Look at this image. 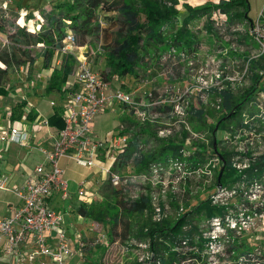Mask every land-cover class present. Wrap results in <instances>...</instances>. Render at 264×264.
Segmentation results:
<instances>
[{
    "label": "rangeland",
    "instance_id": "374dc122",
    "mask_svg": "<svg viewBox=\"0 0 264 264\" xmlns=\"http://www.w3.org/2000/svg\"><path fill=\"white\" fill-rule=\"evenodd\" d=\"M64 1L66 0H13L7 9H0V22L4 27V31L0 30V47L14 44L12 35L17 30V26H24L27 32L39 31L41 25L46 23L42 11H49L55 7L54 5ZM171 1L168 0L169 4ZM176 1L182 14L165 28L167 32L175 30L181 25L186 4L197 6L206 1L218 3L221 0ZM249 1L251 22L238 21L241 23L225 24L224 21H226L227 16L218 12L219 10L214 12L213 17L216 19L212 22V27L218 33L219 38L211 43L206 33L207 19L205 16L198 17L190 24V29L200 39L193 53L183 52V50L176 51L172 46L162 48L156 55H147L140 64H137L133 74L127 73L120 76L116 68L110 64L106 54L108 47L113 45L114 40H121L122 38L121 15L116 12H113V15H118V19L111 24L101 18L102 26L108 27L107 32L101 33L99 36L88 37V46H80L74 50L75 70L83 56L96 71L112 79L115 86L132 91L139 89L134 92L137 100L148 102L150 100L149 93L152 92L155 97L161 95V99H166L168 107L173 108L174 105L179 104L180 109L185 111V114L172 113V117L170 116L171 111H166L155 122L140 124L138 119H133L132 115H128L125 108L120 106L107 110L93 123L99 137L107 140L111 139L113 133L119 132L122 127H125L132 133L133 137L140 138L145 142L144 154L164 148V153L161 154L162 159L174 155L179 149L178 147L186 143L188 145L194 143L196 147L199 145L203 151L205 150V155L200 159L196 153L191 151L195 150V146L192 149L188 148L191 151L190 157L187 159L188 164L195 169L199 164L202 172L192 176L190 181L179 187L181 190L185 188V193L168 192L165 203L168 206L166 210L167 220L179 216L178 209L182 204L191 209V205L197 203L196 200L210 197L218 189L216 179L221 164L220 166L216 165L217 156L213 150L212 141L214 143L216 141V146L220 150L230 153L228 155L231 166L234 167V156L240 144L234 142L235 132L229 139L226 136L233 129V125L236 126L243 120L244 113L250 114L260 111L257 105L261 100H264V89L259 88V84L264 88V60H259L260 55L264 54V0ZM103 11L112 13L109 7H104ZM221 19H224L222 24L219 22ZM42 46L39 44L32 48V54L36 56L34 63L15 67L14 72L9 76L6 87L11 91L7 95H0L1 124L10 119L2 114L3 110H10L15 102L24 100V98L30 103L39 105L44 116L56 109L58 110L57 106L51 105V101L55 100L60 103L62 90H53L49 94L43 95L40 93L42 86L39 84H43L50 70L59 65L58 62L61 60L63 51L61 49L56 51L51 68L48 70L44 67V56L40 53ZM251 59L257 60V63L253 65ZM1 64L3 65L0 61V66ZM257 75L260 76L259 82L255 90L249 94V99L244 104L241 114L224 122L220 129L217 126L215 128L216 135L213 138L211 124L217 123L219 116L225 111L219 104V87L232 91L237 100H241L244 92L251 89V85L256 84ZM74 76L72 74L69 79L72 80ZM200 108L203 109L202 117H198L194 112ZM16 121L18 124L20 123L19 119ZM160 128H172L173 132L168 136H160L158 134ZM144 129L149 132H145ZM169 140H173V143L177 145L176 148L167 146ZM237 141L239 142V140ZM240 143L245 144V139L241 137ZM22 147L23 145H19L20 151L26 155L27 151L23 150ZM31 158L34 159L36 165V155H32ZM61 165L65 168L68 180L74 181L75 184L86 177H91L93 180V184L88 183L87 196H78L77 187H75L72 192L74 202H77V199L81 203L85 200L91 202L95 199H101L100 188L105 182L98 174L97 167L90 168L79 165L68 158H63ZM206 168L211 172L203 173ZM145 169V164L142 168H136L134 164H130L121 172L141 174ZM138 182L145 185L150 184L148 181L143 182L139 177ZM4 194L5 191L0 189V197ZM126 194L128 195V193ZM78 205L79 203H76L75 206ZM69 214L66 219L70 231L73 232L77 230L75 224L76 211L71 210ZM139 219V217L133 218L132 226H135ZM85 222L87 223L82 224V226L79 225L80 228L77 231L81 232V236L74 243V252L66 264H92V261H95L96 264H154L155 257L153 251L149 249V241H140L134 237V234L129 235L130 232L135 233L136 230L130 229L124 236V225L122 224L113 230L111 224L108 223L86 219ZM202 226H200L201 229L207 227ZM237 239L244 245L251 246L253 250L258 248L264 251V219H257ZM103 249H105L104 253H102ZM0 264H5V262L0 260Z\"/></svg>",
    "mask_w": 264,
    "mask_h": 264
},
{
    "label": "built area",
    "instance_id": "2783aa9c",
    "mask_svg": "<svg viewBox=\"0 0 264 264\" xmlns=\"http://www.w3.org/2000/svg\"><path fill=\"white\" fill-rule=\"evenodd\" d=\"M12 2L0 0V9H7ZM63 42V52L75 55V48L80 47L75 34L71 32ZM74 75L65 84L60 103L51 101L52 106L61 108L65 126L52 134L51 147H39L43 160L35 165L33 173L22 183L12 186L10 174L0 171V189L13 191L19 199V204L12 207L9 215H0V247L10 255H19L23 244L32 237L34 251L27 256L29 264H66L74 252L66 231L60 229L64 216L49 202L54 193L60 194L63 199L72 197L65 168L61 165L63 158L90 168L97 167L103 182L109 181L114 187L124 189L128 198L137 199L141 194L151 197L153 220L157 222L167 216L168 206L165 203L168 192L185 193V188L181 190L179 187L202 172L199 164L195 169L187 162L191 151L195 153V150L188 149L196 146L194 143L178 147L174 155L149 161L141 174L116 170L119 155L126 151L132 140H137L140 152H143L145 142L133 137L125 127L113 133L110 140L99 137L93 126L97 117L111 108L123 106L128 115L138 119L140 124H145L155 122L166 111H171V117L172 113L185 114V111L180 109L179 104L168 107L166 99H161V95L155 97L152 92L149 93L148 102L137 100L134 92L139 89L132 91L115 86L112 79L90 66L86 58L79 61ZM257 106L259 112L244 113L240 124L233 125L226 136L229 139L235 132L234 142L240 144L233 163L239 178L228 186L218 185V189L210 196L213 203L226 207L222 216L214 217L209 223L212 230L207 235L210 241L206 252L210 254L209 261L212 264H262L259 256L264 251L261 249H254V253L247 256L237 253L233 248L234 243L240 241L237 239L239 235L247 231L257 219H264V170L256 164L259 155L264 153V107L261 103ZM34 122V127H50L48 117H37ZM28 125L27 122L23 128L10 126L0 134V140L27 145L33 128L30 130ZM172 132V128L158 129L160 136H168ZM241 137L245 139L243 145L240 143ZM216 156V165L220 166L221 159L219 155ZM209 172L206 168L203 173ZM138 177L150 184L138 182ZM88 183L87 178L78 182V196H87ZM133 186L135 190L132 191ZM179 209V215L185 212L183 204ZM55 229L56 235L51 239L48 232ZM229 247H232L231 254L227 252ZM232 255L235 257L232 258Z\"/></svg>",
    "mask_w": 264,
    "mask_h": 264
},
{
    "label": "trees",
    "instance_id": "16d2710c",
    "mask_svg": "<svg viewBox=\"0 0 264 264\" xmlns=\"http://www.w3.org/2000/svg\"><path fill=\"white\" fill-rule=\"evenodd\" d=\"M177 5L176 0L171 1L170 4L168 0H66L54 5L55 7L49 11H42L46 23L41 25L39 31L27 32L24 26H17V30L12 35L15 45L0 47V61L3 63L0 66V95H7L11 91L6 87V83L15 67L34 63L36 56L32 54V48L39 44L43 45L40 53L44 56V67L51 68L56 51L63 48V41L68 33L75 34L78 46H86L88 37L99 36L107 32L108 27L102 26L101 18L108 24L118 19V15H113V12L121 15L122 38L114 40L106 54L110 64L116 68L120 76L135 73L134 69L137 64H140L147 55H156L158 51L168 46H172L176 51L183 50V52L193 53L200 39L190 29V24L198 17H206V33L211 43L219 38L218 33L212 27V22L216 19L213 17L214 12L219 10L218 12L227 16L225 24L252 21L249 15L251 10L249 0H221L218 3L206 1L197 6L186 4L181 25L167 32L165 28L182 14ZM104 7H109L112 13H105ZM223 20L219 22L222 24ZM0 30L4 31L1 22ZM259 60H264V54L260 55ZM251 62L254 65L257 60L251 59ZM75 63L76 58L73 53H62L60 64L52 69L47 80L46 94L53 90L64 92L63 86L74 74ZM259 77V75L256 76V84L251 85V89L244 92L241 100H237L233 92L228 89L219 91L220 105L225 111L219 116L217 123L211 124L213 138L216 135V126L220 129L224 122L241 114L244 104L249 99V94L255 90L259 82ZM259 88L264 89L261 84ZM260 103L264 107V100ZM28 105L27 100H21L12 105L10 122L21 120L23 117H26L28 122L34 121L38 117V112ZM194 112L198 117L203 115L201 108ZM49 123L57 129L65 126L64 119L58 113L49 117ZM144 131L149 132L146 129ZM160 140L163 141L162 138ZM212 144L214 152L221 159V168L224 167L220 180L221 168L218 169L217 185L228 186L239 178L237 170L231 166L228 155L230 153L220 150L218 146L216 150L213 141ZM167 146L176 148L177 145L173 143V140H169ZM162 153H164V148L144 154L140 152L138 142L134 139L126 151L119 155L115 169L122 170L132 163L136 168H142L144 164L146 167L149 161L160 159ZM195 153L201 159L205 155V150L203 151L198 145ZM256 164L261 167L262 171L264 170V153L259 155ZM100 195L101 199H95L89 205H80L77 208L78 214L88 220L111 224L113 230L122 224L124 225V236L130 229L136 230L135 233L130 232L129 235L134 234V237L140 241H149V249L153 251L155 257L154 264H212L209 261L210 254L206 252L210 241L207 235L212 230L209 223L214 217L224 214L225 206L213 203L210 197H204L202 200H196L197 203L191 205V209L185 207V212L172 220H167L166 217L161 222H157L153 220V205L148 195L141 194L137 199L128 198L124 189L114 187L109 181L101 185ZM135 217L140 219L137 221V226H132ZM202 225L207 226L206 229H201ZM233 248L242 255L251 256L254 253L251 246L248 247L241 241L234 243ZM104 252L105 249L102 250V253ZM227 252L231 254L232 247H229ZM234 257L232 255V258ZM259 258L264 264V254ZM92 264L96 262L92 261Z\"/></svg>",
    "mask_w": 264,
    "mask_h": 264
},
{
    "label": "crops",
    "instance_id": "0c3cea01",
    "mask_svg": "<svg viewBox=\"0 0 264 264\" xmlns=\"http://www.w3.org/2000/svg\"><path fill=\"white\" fill-rule=\"evenodd\" d=\"M33 30V28H32ZM60 64V61L58 62ZM49 70V68H47ZM52 70H50L49 75L46 77V80L43 84H39L42 86L40 93L45 94V86L47 83V80L51 74ZM71 80V79H69ZM24 100H27L24 98ZM28 101V100H27ZM18 102V101H17ZM16 103V102H15ZM14 103V104H15ZM13 104V105H14ZM29 107L34 108L38 112V117H50L54 113H58L61 116V108L58 107V110L52 111L50 114L45 115L43 114V111L41 110L40 106L37 104L30 103L28 101ZM11 108V107H10ZM9 109V108H8ZM10 110H3V115L8 118V113ZM62 117V116H61ZM35 121V120H34ZM34 121H27L26 117H23L20 120V123L18 124L17 121L10 122L5 120L4 124L0 125V134L10 126H16V127H25L27 126V122L29 123L28 128L31 130V137L30 142L27 145H24L22 147L23 150H26V155L23 154L20 149L19 145L11 142H4L0 140V171L9 173L11 176V184L17 185L22 183L29 175L33 173L34 167H35V161L31 158L32 155H36L37 163L43 160V155L39 150V147H51L53 142L52 134H54L57 130L55 127H34ZM29 149V151H28ZM89 181V184H93V180L91 177H86ZM79 182V181H78ZM78 182L75 184V182L70 183L71 191L75 190V187H77ZM74 183V184H73ZM88 184V186H89ZM72 186V187H71ZM5 194L0 197V215H9L11 213V209L14 206H17L19 204V199L15 195V193L11 190H4ZM73 194V193H72ZM15 198H14V196ZM17 198V199H16ZM77 202H74V196L69 197L66 199H63L60 194L54 193L52 197L49 199L50 204L57 208L64 216L63 223L60 225V229H64L68 235L69 240L72 243V246L74 247V243H76L77 238L81 236V232L77 231L82 224L87 223L85 222L84 217L78 214L77 208L82 205L86 204L89 205L91 202L84 201L81 203L79 199L76 200ZM76 203H79L78 206H75ZM81 203V204H80ZM74 206V209H73ZM75 210L77 218L75 219L76 224V231H70V228L68 227L67 222V216L70 215V211ZM88 220V219H86ZM80 225V226H79ZM57 230L48 232V236L53 239L56 235ZM73 235V237H72ZM34 251V244L33 239L30 237L22 246L21 254L19 255H10L6 253L1 247H0V260H3L5 264H29L27 260V256L31 254ZM70 258V257H69ZM67 259V261L69 260Z\"/></svg>",
    "mask_w": 264,
    "mask_h": 264
},
{
    "label": "water",
    "instance_id": "95a60500",
    "mask_svg": "<svg viewBox=\"0 0 264 264\" xmlns=\"http://www.w3.org/2000/svg\"><path fill=\"white\" fill-rule=\"evenodd\" d=\"M216 128H217V126H216ZM214 146H215V149L217 150L216 141H215V143H214ZM223 170H224V167H222L221 170H220V173H219V180L221 179V176H222Z\"/></svg>",
    "mask_w": 264,
    "mask_h": 264
},
{
    "label": "bare ground",
    "instance_id": "6f19581e",
    "mask_svg": "<svg viewBox=\"0 0 264 264\" xmlns=\"http://www.w3.org/2000/svg\"><path fill=\"white\" fill-rule=\"evenodd\" d=\"M78 55V54H77ZM82 60H84V57L82 56V58H81Z\"/></svg>",
    "mask_w": 264,
    "mask_h": 264
}]
</instances>
